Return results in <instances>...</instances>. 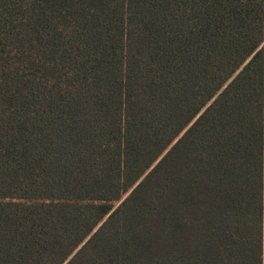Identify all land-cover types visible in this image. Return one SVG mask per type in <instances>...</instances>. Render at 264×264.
Listing matches in <instances>:
<instances>
[{
    "label": "trees",
    "instance_id": "16d2710c",
    "mask_svg": "<svg viewBox=\"0 0 264 264\" xmlns=\"http://www.w3.org/2000/svg\"><path fill=\"white\" fill-rule=\"evenodd\" d=\"M0 34V264H264V0H0Z\"/></svg>",
    "mask_w": 264,
    "mask_h": 264
},
{
    "label": "snow or ice",
    "instance_id": "6c2138e0",
    "mask_svg": "<svg viewBox=\"0 0 264 264\" xmlns=\"http://www.w3.org/2000/svg\"><path fill=\"white\" fill-rule=\"evenodd\" d=\"M25 7H31L33 5L39 6L40 4H50V3H63L68 5H81L87 2V0H20ZM168 2V0H165ZM49 24L51 27L52 33H64L67 31H72L69 23L58 17L56 13H52ZM64 25H68L67 28ZM2 38V34H0ZM49 39V34L47 30L44 33H39L37 38L31 36L27 37V44L24 45L22 49L19 50V56L23 57V62L21 64H26L29 62H34L40 64L43 62L44 52L46 51L47 40ZM16 54H14L15 57ZM62 61L58 63L57 67L59 71L57 72L56 77H51L44 73V69L41 68L39 71L43 74V81H46L43 86L48 89V94L51 95L53 92L60 93V90L63 88L64 91H69L68 85L71 82V77L74 73L75 68L77 67L78 56L71 48L68 51L62 53ZM66 74V75H65ZM62 94V93H61ZM38 113L33 111L32 116H37ZM46 122H38V131L41 132L42 137L38 136L35 140L32 141L33 147L37 150L44 149L46 150L48 144L45 141L48 139L47 133L44 131ZM3 132V122L0 118V133ZM0 139H3V136L0 135ZM4 195L2 185H0V196ZM249 264H259L258 259H250Z\"/></svg>",
    "mask_w": 264,
    "mask_h": 264
}]
</instances>
